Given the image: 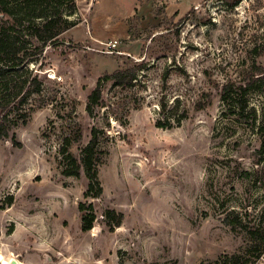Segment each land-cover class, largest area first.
<instances>
[{"label":"rangeland","instance_id":"1","mask_svg":"<svg viewBox=\"0 0 264 264\" xmlns=\"http://www.w3.org/2000/svg\"><path fill=\"white\" fill-rule=\"evenodd\" d=\"M73 1L72 27L15 75L27 100L0 137L5 264H264V94L238 89L264 69V0ZM132 62L133 85L104 84L90 117L97 79ZM93 127L102 194L85 198L60 151L78 158ZM107 209L123 215L112 229Z\"/></svg>","mask_w":264,"mask_h":264},{"label":"trees","instance_id":"2","mask_svg":"<svg viewBox=\"0 0 264 264\" xmlns=\"http://www.w3.org/2000/svg\"><path fill=\"white\" fill-rule=\"evenodd\" d=\"M70 2L69 11H66L64 4ZM230 6L235 5V1L227 2ZM76 10V3L73 0H0V137H9L10 129L8 125L7 108L19 110L26 102L27 97L23 90V83L15 80V75L27 63L36 61L46 46L47 42L56 43L60 34L67 31L73 24L65 17L71 15ZM26 23V24H25ZM28 34V37H27ZM30 44V45H29ZM32 47V49H30ZM143 67L142 63L132 62L125 68H119L112 72L101 75L89 92L86 99V112L90 117H94L96 108L105 105L103 97V86L112 82L115 86L130 87L137 77V72ZM256 76V77H255ZM230 85L224 86L223 95L226 100ZM33 89L37 92L38 84L35 78L29 81L26 90ZM242 94L251 89H257L264 94V69L259 68L244 85L238 87ZM18 98V99H17ZM17 99V100H15ZM162 106H165L162 104ZM238 108L243 112L247 108L244 99L238 101ZM184 116V115H183ZM157 126L168 127L167 122L158 121ZM98 130L93 127L88 142L80 150L79 157H73L62 148L63 165L61 173L64 176H80L83 169L87 179L86 189L83 193L85 198H97L102 194V186L98 179V163L103 152L99 146ZM13 134L11 138L13 139ZM70 163H65V159ZM80 213V228L87 231L93 227L95 214L92 203H78ZM106 224L113 228L119 225L123 218L121 213H116L112 209L104 212Z\"/></svg>","mask_w":264,"mask_h":264},{"label":"bare ground","instance_id":"3","mask_svg":"<svg viewBox=\"0 0 264 264\" xmlns=\"http://www.w3.org/2000/svg\"><path fill=\"white\" fill-rule=\"evenodd\" d=\"M11 259V258H10ZM15 260V259H14ZM17 262V261H16ZM6 263V260L3 258V256L1 255L0 253V264H5ZM18 264V262H17Z\"/></svg>","mask_w":264,"mask_h":264},{"label":"water","instance_id":"4","mask_svg":"<svg viewBox=\"0 0 264 264\" xmlns=\"http://www.w3.org/2000/svg\"><path fill=\"white\" fill-rule=\"evenodd\" d=\"M9 264H17V262H16V260H14V259H10V260H9Z\"/></svg>","mask_w":264,"mask_h":264}]
</instances>
